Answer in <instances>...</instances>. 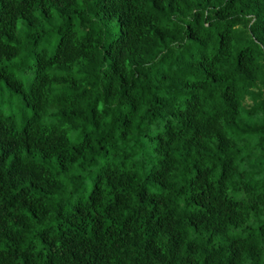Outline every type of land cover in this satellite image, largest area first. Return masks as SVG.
<instances>
[{
    "label": "trees",
    "instance_id": "1",
    "mask_svg": "<svg viewBox=\"0 0 264 264\" xmlns=\"http://www.w3.org/2000/svg\"><path fill=\"white\" fill-rule=\"evenodd\" d=\"M0 264H264V0H0Z\"/></svg>",
    "mask_w": 264,
    "mask_h": 264
}]
</instances>
